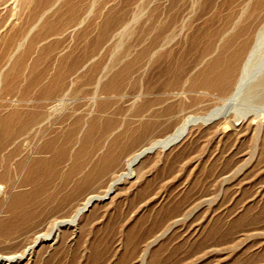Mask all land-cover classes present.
<instances>
[{"label": "rangeland", "instance_id": "1", "mask_svg": "<svg viewBox=\"0 0 264 264\" xmlns=\"http://www.w3.org/2000/svg\"><path fill=\"white\" fill-rule=\"evenodd\" d=\"M231 2L199 0L191 19L194 26L188 33L189 40L185 41V36L180 41L183 43L174 45L173 54L166 55L159 63L148 65L146 58L142 64H136L120 90L114 93L103 91L104 83L98 84L99 75L105 68L111 74L122 69L124 63L133 60L153 37L151 33L146 40L138 41V32H133L129 42L132 45L131 54L128 59L119 60L112 54L119 39L116 34L134 14L140 16L142 12L139 26L171 21L174 15L170 11L173 0H65L46 16V22H42V34L53 26L67 28L66 21L72 13V16L78 19L82 17L84 21L74 33H48L47 38H42L41 67L45 79L42 84H54L53 76L60 69L59 63L62 62V65L67 61L66 58L69 59L66 67L75 61L90 63L74 76L78 80L74 88L80 91L77 96L71 92L70 105H64L67 109L54 110L52 116L49 113L51 108L60 104L62 95L42 102V120L50 118L57 122L42 123V132L38 134L36 131H24L0 149V186L4 185L7 192L0 194V221H7L9 225L0 227V255L22 253L24 248L33 243L36 235L48 233L54 222L71 216L72 210L65 209L44 218L40 206L49 208L59 203L66 193L68 195L80 184V165H83V172H90L108 153L127 154L139 148L141 143L137 138L140 136L143 117L138 111L142 105L152 102L150 105L154 114L144 117L143 122L159 119L158 123L163 127L156 137L166 136L176 124L174 119L166 115L171 103L156 104L154 101L164 100L165 81L173 76L178 66L184 64L189 67L192 64L205 31L225 22ZM8 7L0 6V28L6 26L7 37L26 33L25 29L30 26L29 12L33 6L22 11L16 23L13 16L15 11L10 5ZM102 36L103 42L98 44ZM4 54L2 47L0 62ZM189 55L191 59H187ZM32 56L33 53L29 58ZM114 63L115 67H112ZM1 89L0 84V119L14 111L12 99L17 96L14 93L5 94ZM140 93L142 97L134 103L133 98ZM95 94L105 99H98L97 102L91 100ZM189 100L183 104L185 107L181 119L202 117L216 104L214 96L200 98L197 104L193 99ZM31 104H20L19 110L26 111ZM76 120L81 122L74 125ZM93 120L94 132L91 137L80 142L79 137L86 133ZM109 122L110 129L105 131ZM203 125L200 121L193 126L190 132L192 136L189 134V139H184L185 142L183 140L177 147L175 145L166 151L160 149L145 158L134 178L121 183L111 198L97 203L77 228L63 229L58 243L50 245V242H45L37 253L29 257L31 260L28 258L13 264H264V160H261L264 159V144L259 152L263 154H260L258 164L255 163L248 172L225 184L223 175L232 173L230 170L237 168L239 162L242 163L255 151V141L250 138L251 135L242 138L239 143H234L233 137H229L232 141L228 137L219 139L209 129L210 124H206V127ZM74 126L73 139H69V132ZM26 141L29 146H23ZM49 141H54L57 146L67 145L66 153L55 170L50 171L53 173L52 180L32 199L27 195L34 190V185L25 184L22 179L28 169L25 172L20 169L25 160L29 164L37 159L49 162L58 151L44 147ZM146 142L145 146L150 143ZM87 152L90 154L86 156ZM236 152L239 157L232 158ZM4 154L6 161L3 159ZM121 171L120 165L117 172ZM19 177L21 180L18 182ZM110 178L111 175H106L104 180L94 183L96 185L90 190L93 189L95 194H103ZM14 185L17 188L13 189ZM17 193L27 196L17 205L27 208L19 216L9 208ZM4 231L13 235L11 240L2 241ZM154 239L158 241L148 250L147 246Z\"/></svg>", "mask_w": 264, "mask_h": 264}, {"label": "bare ground", "instance_id": "2", "mask_svg": "<svg viewBox=\"0 0 264 264\" xmlns=\"http://www.w3.org/2000/svg\"><path fill=\"white\" fill-rule=\"evenodd\" d=\"M64 1L65 0H0V3H2L0 6L3 5L6 8L10 5V7L14 9L15 12L13 16L14 21L16 20L15 23L20 19L22 11L30 9V7L32 8L33 6L29 12L30 26L25 29L26 33L23 32L19 36L10 35L11 37H7L6 26H1L0 28V47H3L5 50V56L2 62H0L1 90L5 94L14 93L17 95L12 99L14 111L9 112L5 115V117L0 119V149L6 147L9 140L17 138V135L23 133L24 131H36L38 134L42 132V123L53 124L54 122H57L52 121L50 118L42 120V87H39L42 83L41 74L39 73L42 63V50L40 49L42 46L40 45H42V38L48 33H52V35L55 33L56 35L63 31V33L66 32V34H71L76 32L82 25L84 18H75L72 16L74 13H72L66 21V23H68L67 28H55L53 26V28H51L48 32H43L42 34V22L47 19L46 16L51 11H54L55 8H57V6ZM198 3L199 0H173L172 10H170L173 11V19L171 18V21L169 22L150 23L148 26H139V19L141 15L143 16V12L140 16L134 14L131 20L127 21V23L123 25L122 29L116 34L119 36V39L116 42L117 45L113 48V56L117 57L119 60L128 59L132 49V45H130L131 43L129 44V42H131V37L135 31L138 32V41L146 40L148 35L151 33H153V37L149 40V43L139 51L133 60L124 63L122 69L114 74H111L110 71L108 72V68H105L104 71H102L98 78V84L100 85L104 83L102 86L103 91L108 93L119 91L121 86L125 83L128 74L132 72L134 66L136 64H142L144 59L147 58L146 63L149 65L151 63H159V61L166 55L171 56L173 54L174 45L183 43L180 41L187 36L189 37L190 34L188 35V33L191 32V29L194 26L191 24L192 15H194L193 13L195 12ZM230 4H232L230 7L231 10L229 15H227V19H225V22L207 30L205 29L206 31L203 35L200 48L196 51L198 53L194 56L192 64H190L189 67L184 66V64L178 66L177 71L173 74V76H170L165 81L164 100L159 102V99H156L154 101L156 104H161L163 102L167 104L171 103L168 105L169 107L167 108L166 115L169 118L174 119L176 124H173L170 130H168L169 132L166 136L163 138L156 137L159 129L163 127L162 124L158 123L159 119L157 121L143 122L144 117L152 116V114H154L152 113V107L150 105L152 102L150 104L147 103L142 105L138 111V114L143 117L139 128L140 136L137 138V140L141 143L139 148L135 151L132 150L129 153L126 151L127 154H122L123 152L121 154L116 152L108 153L96 164V166L94 165V168L92 167L93 165L91 166L93 169L90 172H83V165H80L79 172L81 171L82 173V181L80 184L73 190L69 189V191H72L68 195L66 193L65 198L59 203H56L49 208H44V205L40 206V213L44 216V218L50 216L56 211H64L65 209L72 210L71 216L67 219L63 218L64 220L54 222L48 233L36 235L33 243L24 248L25 250L23 249L24 251L22 253H20V251L19 254L13 256L10 254V256L0 255V264H13L19 263L25 259L28 260L33 253H37L40 248L44 246L45 242H50V245L58 243L63 229L77 228L82 222L81 220L83 217L88 214L94 206L97 205V203L111 198V196L115 194L116 188L120 186L121 183L127 179L134 178L136 176L137 169L141 170L139 167L145 158L160 149L166 151L173 148L175 145L177 147V144L182 142L184 139L188 140L190 137L188 135L190 134L191 129L200 121L205 125L210 124L211 126L209 125V129H212L214 136L219 139L224 137H233L235 139L233 142L239 143L242 138L251 135L252 137L250 138H253L255 141V151H253L250 156L245 158L242 163L239 162L240 165L237 166V168L230 170L232 173L227 175V172L222 170V172H226V175H223L222 180L225 184L236 176L245 174L255 163L260 161V154L263 153L259 152L262 144H264V0H232ZM208 8L210 9V7ZM144 13H146V11ZM194 21L195 20H193V22ZM45 25L46 23H44V26ZM200 30L202 29L200 28ZM200 34L199 38L201 36ZM103 35L105 36L106 34ZM188 37L185 41H187ZM102 42L103 36L100 38L98 44ZM178 42L180 43L178 44ZM196 52H192L193 55L196 54ZM32 53L36 56L31 58V61L28 62ZM174 53L176 54V52ZM191 58L192 57L187 59ZM89 63L90 61L80 64L79 61H75L72 65H70V71H75V73L72 75V81L66 92L67 94H63L62 90L55 92V94L60 96L62 95V98H59L61 100L60 104L51 108L52 110L50 109L49 113L51 116L54 110L59 111L65 107L64 105L66 103L72 101L70 100L72 99L71 96H77L79 94L80 90L76 87L74 88L75 83L78 81L77 79L75 80L74 76L76 77L79 74L78 71L85 69ZM112 67H115V63ZM27 70L30 71L31 78H28V76L23 78V72ZM30 79L31 81H29ZM63 81L65 82V79H63ZM33 86L36 90L33 89L28 92V88H32ZM71 92L74 94L71 95ZM113 96L116 95L113 94ZM210 96L215 97L216 104L211 110L208 108L209 112L206 115H203L202 117H189L181 119L182 113L184 112L185 106L183 107V104L185 101L191 98L197 104L200 98H207ZM29 97L31 98L29 99ZM140 97H142L141 93L133 98V102L135 103ZM98 99L101 100L105 98L95 94V97L91 100L97 102ZM24 102L32 104L29 105L26 111H21L19 110V107L20 104ZM79 122L81 121L76 120L74 125ZM94 123L95 121L93 120L90 123L92 125L88 128L86 133L82 135V137H79L80 142L91 137V134L95 130V127L93 126ZM110 123L111 122H109L106 126L105 131L110 129ZM75 130V126L71 128L68 135L69 139H73V133ZM187 136L188 138H186ZM146 141H150V143L145 146L144 143ZM229 141L232 140L229 138ZM23 146H29L28 142H24ZM66 146L67 145L57 146L54 141H49L44 147L55 148L58 150L49 162L37 159L29 164L26 160L24 161L20 170L23 169L25 172V170L28 169V171L22 176L23 182L25 184L34 185V190L27 196H30L33 199L36 197L39 190L52 180L51 175L53 173H50V171L55 170L57 164L63 159V156L66 153ZM122 150L123 149H121V151ZM89 154L90 152L85 153L86 156ZM236 154L237 152L232 155V158L238 156V154ZM122 155H124L123 158H121ZM3 159L6 161L5 154L3 155ZM261 160L264 159L261 158ZM120 165L122 166L121 173H119L120 171L117 172V167ZM116 173L119 174L116 175ZM106 175H111L112 178H110V181L106 186L107 189L103 194H95L92 191L93 189H90L92 186L96 185L94 183L98 184L100 182L99 180H104ZM20 180L21 178L19 177L18 182ZM15 188H17V186L13 189ZM6 193V187L1 185L0 194L4 195ZM27 196L23 193H17L15 195L14 203L9 208L10 210L15 211L17 216L27 209L22 206H17L22 202V200L24 201ZM248 198L249 197H247V200ZM33 202L34 201L32 200V203ZM16 215L15 218L17 217ZM13 225L15 226L14 223ZM8 226L7 221H0V227L4 228ZM8 232L9 231H4L2 241L6 242L12 239L13 235H11V233L8 234ZM31 232L33 233V231ZM158 239H154L153 242L151 241L152 243L147 246V249L149 250L150 246L156 243ZM147 249H145L146 252Z\"/></svg>", "mask_w": 264, "mask_h": 264}, {"label": "crops", "instance_id": "3", "mask_svg": "<svg viewBox=\"0 0 264 264\" xmlns=\"http://www.w3.org/2000/svg\"><path fill=\"white\" fill-rule=\"evenodd\" d=\"M48 37V36H47ZM47 37H43V38H47ZM43 41V39H42ZM42 43V42H41ZM42 50V47L40 48ZM36 56V55H33ZM33 56L31 58H33ZM31 58L28 59V62L31 61ZM64 60V59H63ZM67 61H63L64 63L61 65L62 62H60V66H59V70L58 73L56 75L53 76L54 79V84L52 83V85H48L47 86L45 83H41L39 85V87H42V102L44 100H49V99H53L55 96H57L58 94H55L56 91L58 90H62L63 92H66L69 89L70 83L72 81V75L75 73V71H70V66L66 67V62L69 61V59L66 58ZM41 67V66H40ZM41 74V79L44 81L45 79L43 78V71H42V67L40 69ZM31 78V74L30 71H24L23 72V78L27 77ZM69 77V79H67ZM63 79H65V82L63 81ZM31 81V79L29 80ZM64 82V83H63ZM38 87V88H39ZM36 90V88L33 86L32 88L29 87L28 88V92H30L31 90ZM31 97H29L30 99Z\"/></svg>", "mask_w": 264, "mask_h": 264}]
</instances>
